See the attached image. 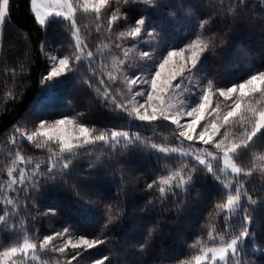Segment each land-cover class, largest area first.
<instances>
[{
    "label": "trees",
    "instance_id": "trees-1",
    "mask_svg": "<svg viewBox=\"0 0 264 264\" xmlns=\"http://www.w3.org/2000/svg\"><path fill=\"white\" fill-rule=\"evenodd\" d=\"M0 28V257L47 239L44 264H192L214 234L244 239L238 264H264V124L252 133L264 80L214 138L238 144L231 189L220 156L198 161L181 150L174 123L135 113L131 81L149 78L168 51L197 44L180 79H198L214 105L228 107L221 88L264 75V0H107L73 23L43 24L30 0H8ZM49 51L67 59L61 75H49ZM61 117L94 139L64 150L30 137ZM74 237L94 244L68 245Z\"/></svg>",
    "mask_w": 264,
    "mask_h": 264
},
{
    "label": "rangeland",
    "instance_id": "rangeland-1",
    "mask_svg": "<svg viewBox=\"0 0 264 264\" xmlns=\"http://www.w3.org/2000/svg\"><path fill=\"white\" fill-rule=\"evenodd\" d=\"M107 0H30V10L36 22L43 24L50 17H62L74 22L77 12H99ZM8 0H1L0 23L7 15ZM1 33V28H0ZM18 34V35H17ZM18 41L26 48L25 39L17 31ZM200 48L197 44H190L184 48L168 51L157 63L155 71L149 78H132L137 89L133 96V109L141 118H165L175 124L181 150H190L198 161L205 162L209 157L220 156L224 171L226 172V186L231 189L232 175L239 173L234 164L232 155L238 144L226 142L218 135L219 126L244 111L245 101L254 98L261 88L264 75L255 76L245 82L228 88H221L219 92L224 99L230 101L228 107L220 108L213 104L211 91L198 79L188 82L181 81L187 75L198 59ZM25 54L23 53L24 57ZM50 64V76L61 75L67 68V59L59 57L54 51L47 52ZM117 69V62L112 59ZM111 61V62H112ZM187 77V76H186ZM264 124V106L257 113L254 120L253 132L258 131ZM42 142L54 141L66 150L81 143L92 141V132L72 117H61L54 121L44 123L30 136ZM103 137H100L102 139ZM213 144L214 152L208 153L206 145ZM206 145V146H205ZM172 180V178H170ZM169 178L164 184L171 185ZM173 181V180H172ZM188 182L186 179H182ZM237 196L231 195L227 201L228 212H233L237 203ZM244 241V239H243ZM241 239L226 238L224 235H211L210 241L202 246L192 259V264H238L239 256L243 251ZM45 239L39 246L30 242H22L6 250L0 257V264H44L39 256L46 246ZM70 246H90L93 240L87 237H74L67 241ZM38 255V256H37Z\"/></svg>",
    "mask_w": 264,
    "mask_h": 264
}]
</instances>
